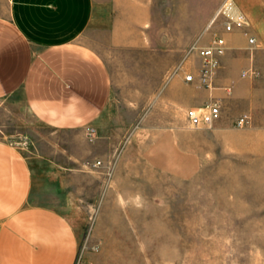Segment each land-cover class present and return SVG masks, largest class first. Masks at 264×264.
Listing matches in <instances>:
<instances>
[{
	"label": "rangeland",
	"instance_id": "obj_1",
	"mask_svg": "<svg viewBox=\"0 0 264 264\" xmlns=\"http://www.w3.org/2000/svg\"><path fill=\"white\" fill-rule=\"evenodd\" d=\"M157 1L150 38L109 48V150L89 145L98 137L91 127L54 132L15 105L0 110V137L31 158L77 157L76 184L64 175L60 187L62 169L46 163L37 181L45 182L43 199L78 231L74 264H264L262 168L233 167V156L221 151L183 161V133L195 129L182 106L189 92L174 88V99L165 93L166 80L182 78L168 77L170 70L193 44L208 40L198 31L207 7L198 4L209 0Z\"/></svg>",
	"mask_w": 264,
	"mask_h": 264
},
{
	"label": "crops",
	"instance_id": "obj_2",
	"mask_svg": "<svg viewBox=\"0 0 264 264\" xmlns=\"http://www.w3.org/2000/svg\"><path fill=\"white\" fill-rule=\"evenodd\" d=\"M221 2L198 4L207 7L198 31L207 38L216 31L225 39L213 86L168 79L165 93L174 99V88L188 91L182 98L185 111L219 105L220 116L211 126L184 131L183 161L200 162L221 151L233 156V167L257 166L264 173V0H233L247 21L228 33L221 24L206 29ZM158 7L157 0H0V110L25 108L54 132L84 134L91 127L98 137L89 145L109 150L104 120L115 102L109 48L150 38ZM90 25L94 30L86 31ZM242 115L246 122L237 127ZM77 162L74 155L64 163L31 158L0 137V264H74L78 231L43 199L45 182L37 181H43L47 165L62 169H57L60 187L67 185L64 175L77 183Z\"/></svg>",
	"mask_w": 264,
	"mask_h": 264
},
{
	"label": "built area",
	"instance_id": "obj_3",
	"mask_svg": "<svg viewBox=\"0 0 264 264\" xmlns=\"http://www.w3.org/2000/svg\"><path fill=\"white\" fill-rule=\"evenodd\" d=\"M246 21L245 14L236 7L233 0H222L208 21L206 29L212 25L221 24L222 32L228 33L244 26ZM253 41L254 38H248L249 43H253ZM224 51L225 39L222 34L214 31L206 43L193 44L186 51L182 60L170 70L168 77L180 74L185 82H195L201 86L212 87L213 79L219 67V57ZM191 57H194L196 61H189ZM187 61L190 62L189 65H186ZM185 114L190 127L202 128L211 126L219 118L220 109L216 102H211L201 109L188 108ZM246 119L245 115L240 116L235 125L242 127ZM99 163L96 161L93 165Z\"/></svg>",
	"mask_w": 264,
	"mask_h": 264
}]
</instances>
